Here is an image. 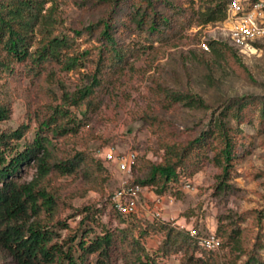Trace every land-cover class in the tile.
<instances>
[{"label":"rangeland","instance_id":"374dc122","mask_svg":"<svg viewBox=\"0 0 264 264\" xmlns=\"http://www.w3.org/2000/svg\"><path fill=\"white\" fill-rule=\"evenodd\" d=\"M45 1V11L53 7L64 23L62 30L66 34L72 35V31L94 24L115 22L112 29L115 40L132 48L126 68L106 70L92 102L86 100L79 106L68 104L64 95L90 83L95 68L88 61L70 72L62 68L51 72L49 68L40 77L28 75L18 65L12 75L6 74L1 81L8 84L12 114L0 123V132L26 125L28 130L21 143L30 142L48 121L50 127L44 134L54 145L58 158L55 161L66 162L77 152H86L100 159L108 170L105 180L98 184L85 169L67 175L55 168L43 181L42 187L56 198V219L74 229L83 218L81 211L89 207L103 209V221L112 228L118 227V214L112 208L111 197L141 175L119 171L115 162L102 158L104 151L112 150L119 156L134 151L140 160L159 161L163 153L162 137L188 140L219 115L227 100L264 97V39L255 43L253 49L241 51L231 45L224 31L225 21L200 24L199 15L211 7H224L228 14L232 0H158L157 13L171 17L175 24L162 42L154 44L137 33L120 32L127 11L115 4V0ZM259 1L241 0V3L249 9ZM209 40L227 46L221 53L206 51L201 44ZM78 42L80 51L99 48L105 43L99 34L87 43ZM173 93L195 96L209 107L189 108L184 103L170 106L168 96ZM259 113L260 110L251 111L241 124L235 120L230 123L240 158L233 179L228 181L227 192H218L221 170L212 163L183 183L178 192L158 195L151 188L141 192L143 206L138 207L137 216L155 218L153 208L161 199L169 206L163 220L189 231L196 228L201 236L216 233L222 219L242 229L243 252H231L229 247L210 252L199 248L194 256L204 260V264H243L247 253L255 248L258 236L264 237V221L259 226L254 216L256 211L264 209V126L260 124ZM35 173L33 166L27 167L21 181L30 182ZM149 196L158 199L151 200ZM122 219L126 223L132 221L131 217ZM181 219L186 226L178 223ZM57 231L67 237L66 230ZM162 239L158 235L144 240L150 254H154ZM261 253L264 257V250ZM157 261L183 264L182 254ZM0 264H17L12 253L1 245ZM113 264H131V260L116 256Z\"/></svg>","mask_w":264,"mask_h":264},{"label":"trees","instance_id":"16d2710c","mask_svg":"<svg viewBox=\"0 0 264 264\" xmlns=\"http://www.w3.org/2000/svg\"><path fill=\"white\" fill-rule=\"evenodd\" d=\"M45 2L0 0V123L10 119L12 114L8 84L1 81L6 74L12 75L18 65L23 66L28 75L40 77L49 68L51 72L55 68L70 72L83 67L85 61L90 62L95 68L90 83L73 94L64 95L68 104L76 106L86 100L92 102L106 70H124L128 65L132 48L115 40L112 30L115 22L94 24L68 35L62 30L64 23L53 7L45 11ZM114 2L127 11L120 32L137 33L151 44L162 42L175 24L171 17L157 13L158 0ZM226 17L227 9L214 6L200 14L199 20L200 24H209L223 22ZM98 34L105 42L101 47L80 51L78 40L87 43ZM206 43L213 53H221L227 46L215 40ZM168 98L170 106L184 103L189 108L209 107L202 99L189 94L173 93ZM223 106L219 115L197 136L188 140L162 137L163 153L159 161L140 160L138 155L132 172L141 175L130 186L151 188L158 195L172 194L207 163H212L221 170L218 192H227L228 181L233 179L240 158L230 123L235 120L241 124L250 117L251 111L260 110L258 117L264 126V97H237L227 100ZM49 127L50 123L44 122L34 140L24 143L21 141L28 130L26 125L0 132V245L12 253L17 264H113L116 256L131 260V264H162L157 260L179 254H182L183 264H204L194 252L199 248L208 251L200 245V240L208 234L201 236L196 228H193L196 235H192L188 229L159 217L148 220L137 214L129 216L132 221L126 223L113 207L120 223L114 228L103 221L101 208L82 210L83 218L76 229L56 219V198L42 187L55 168L67 175L85 169L97 184L105 180L108 170L100 159L86 152H77L66 162L55 161L58 158L54 145L44 134ZM29 166L36 169L34 178L22 182L21 174ZM254 216L261 226L264 209L256 211ZM224 220L216 232L221 248L243 252L242 229ZM122 223L126 224L122 226ZM57 230H66L67 237ZM158 235L163 237L162 242L154 254H150L144 240ZM263 238L258 236L255 248L247 253L243 264H264Z\"/></svg>","mask_w":264,"mask_h":264},{"label":"built area","instance_id":"2783aa9c","mask_svg":"<svg viewBox=\"0 0 264 264\" xmlns=\"http://www.w3.org/2000/svg\"><path fill=\"white\" fill-rule=\"evenodd\" d=\"M264 3L259 2L249 9L242 6L241 0H232L228 7L225 19L224 31L233 47L241 50H251L255 43L264 39ZM202 48L210 51L206 42L201 44ZM138 154L134 151L121 156L112 150L102 153V158L107 162H115L121 172L130 173L136 162ZM188 186V184H187ZM144 188L140 186H126L116 191L111 197L112 207L123 217L137 214L138 207L142 205L141 192ZM160 217V215H156ZM161 218V217H160ZM192 235H196L194 229H190ZM200 245L208 251H216L221 248V240L215 232L208 233L200 240Z\"/></svg>","mask_w":264,"mask_h":264},{"label":"crops","instance_id":"0c3cea01","mask_svg":"<svg viewBox=\"0 0 264 264\" xmlns=\"http://www.w3.org/2000/svg\"><path fill=\"white\" fill-rule=\"evenodd\" d=\"M151 196H149V199H151V200H156V198H153V197H151ZM158 199V198H157ZM146 205V204H145ZM143 206V205H142ZM167 207H169L168 205H167V203L164 201V200H161V199H159V202L156 204L155 203V207L153 208V210H155V212H156V214L155 215H160V217L162 218V219H166L167 217L165 216V215H167V213H169L168 212V210H167ZM157 209V210H156ZM160 211H162L161 213H160ZM154 215V216H155ZM140 216V215H139ZM141 218H145V217H142V215L140 216ZM159 217V218H160ZM145 219H148V220H153L151 217H148V218H145ZM179 224H186V222L184 221V219H181L179 222H178ZM186 226V225H185Z\"/></svg>","mask_w":264,"mask_h":264}]
</instances>
